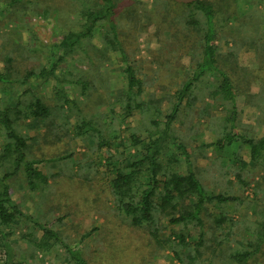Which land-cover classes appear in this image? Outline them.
<instances>
[{"label": "rangeland", "instance_id": "obj_1", "mask_svg": "<svg viewBox=\"0 0 264 264\" xmlns=\"http://www.w3.org/2000/svg\"><path fill=\"white\" fill-rule=\"evenodd\" d=\"M47 1L50 5H46L45 0H25V12L20 14L16 11L17 19L9 20L5 24L2 23L5 22L6 15L0 14V68L4 65L5 56L13 59V68L18 77L30 70L37 73L42 67H50L60 55L52 45L58 44L69 31H80L84 23L82 12L87 9L94 10L101 4V0ZM139 1L148 10L154 5V0ZM234 5L239 8L236 14L233 13V17L237 16V19L234 18L237 21L231 19L216 23L217 50L222 58L227 54L232 46V28L244 23L247 17L245 14L251 13L248 17L252 22L246 24V34L251 35L253 39L238 50L236 62L240 68L264 76V72L258 70L257 49L259 44H264V0H236ZM43 8L49 10L46 17L43 16ZM256 10L258 15L253 12ZM218 18L219 15L216 20ZM240 30L242 33L241 28ZM170 42L169 30L159 33L155 26H150L146 31L128 39L125 44L126 53L137 70V76L144 79V92L139 96L142 101H147L148 93H153V100L165 96L172 97V93L186 79V72L190 71L193 52L184 54L180 62H172L168 59ZM101 44L98 34H95L90 41L83 40L58 64L55 77L47 80L31 78L26 85L15 86V95L21 94L23 100L29 99L31 93H34L52 108L51 118L54 126L58 127L61 140L44 139L45 131L52 127L49 123L48 127L32 121H24L21 124L22 134L36 139L34 142H28L29 157L43 161L36 167L48 176V185L42 196L39 193H30V199L23 174L20 172L13 182L12 196L14 200L22 201L21 210L24 214L38 213L42 220L52 223L56 218L64 216L63 221L53 223L52 228L61 234L67 244L81 252L87 264H181L173 259L170 250L159 249L151 241L147 231L131 227L125 216L115 209L109 177L104 173L107 166L105 162L98 160L100 155H105L106 148L101 149L100 153L95 151L97 136L112 140L113 146L109 152L114 158L122 159L119 154L123 144L128 146L132 134L143 137L147 130L155 131L156 128L150 124L148 113L145 111L141 113L133 109L126 115L123 106L125 98L121 97V104L113 103L116 102V92L126 85L122 71L124 62L116 52H110L106 57L100 58L94 48H101ZM219 64L226 65L223 62H218ZM235 77L232 75L237 84ZM55 78L63 80L59 86L68 94L69 103L62 105L63 109L60 108L61 100L56 98L55 89L58 82ZM218 79L217 72L212 71L206 74L205 83H217ZM253 79L248 80L247 88L255 94L263 84L259 79ZM240 80L243 79L240 77ZM76 81L88 82L89 88L85 93H81L78 84L71 83ZM26 89L31 91H26L24 95ZM183 104L185 101L171 125V134L186 147L193 163V171L207 192H222L241 199L227 203L222 208L235 224L234 235L228 244L232 250L239 251L260 220L259 212L264 206V183L261 182L262 186L257 187V182L261 178L264 179V167L250 162L248 149L240 148L238 144H233L222 152L213 148L203 150L204 144L215 142L221 131H224L222 124L228 113L219 105L212 109V100L206 98L205 94L199 95V99L191 106ZM168 107V102L162 101L161 110L164 113ZM237 107L236 123L239 133L257 139L264 137V117L263 122H256L259 116L256 107L245 105L244 96L237 98ZM151 112L153 111L149 113ZM163 114L155 119L161 129L164 126ZM210 116L213 117L212 123ZM83 119L90 121L95 129L93 132H87L88 139L85 136L76 137L74 132L75 126L80 125ZM51 141L53 144H49ZM145 144V141L141 144L140 152L145 148ZM167 146L166 157L161 159L163 165L168 169L184 171L185 162L182 161L180 151L170 140ZM169 151L179 160L178 163L171 162ZM67 153L73 155V161L58 160ZM128 154L132 156L136 153L130 148ZM240 161L245 163L244 168H241ZM3 171L0 168V175ZM34 201L39 203L38 208L34 206ZM208 212L217 214L219 208L209 209ZM163 222V237L178 230L177 227L168 225L167 220L163 219ZM24 223L27 224L26 221ZM204 223L206 226L209 222ZM25 224L8 238L14 262L71 264L70 261H64L65 256L60 247L47 254L32 252ZM228 224L226 222L225 229ZM35 232L36 236H39L36 229ZM88 232L90 235L82 239ZM189 233L193 238L198 235L195 229H191ZM204 257H211L213 264H221L222 261L210 252L205 253ZM256 257L255 262L250 261L249 264H264V245Z\"/></svg>", "mask_w": 264, "mask_h": 264}, {"label": "trees", "instance_id": "obj_2", "mask_svg": "<svg viewBox=\"0 0 264 264\" xmlns=\"http://www.w3.org/2000/svg\"><path fill=\"white\" fill-rule=\"evenodd\" d=\"M24 1L0 0V14L6 15L5 22L2 24L9 20H16V11L20 14L25 12ZM45 2L46 5H50L47 0ZM235 2L236 0H197L184 4L174 0H154L152 9L148 10L139 0H101V4L94 10L87 9L82 12L84 23L80 31H69L63 35L58 44L52 45V48L57 49L60 55L50 67H42L37 73L30 70L18 77L13 68V59L5 56L4 65L0 68V168L4 170L0 175V241H2L0 264H21L14 262L8 238L15 233L16 229L23 226L25 221L26 229H28L26 234L32 252L39 251L47 254L60 247L63 249L64 261H70L71 264H87L81 252L67 244L61 234L52 228L53 223H61L64 216L56 218L52 223L42 220V216L40 217L38 213L24 214L21 210L22 201H16L12 196L13 182L20 172L23 174L30 199H32L31 194L39 193L42 196L48 185V176L36 167L43 161L29 157L28 142H34L36 139L22 134L21 124L24 121H32L40 126L48 127L49 123L52 127L45 131L44 139L61 140L58 127L54 126L55 123L51 118L52 108L41 99L42 97L31 93L29 99L23 100L21 94L15 95L14 89L15 86L26 85L31 78L47 80L55 77L58 64L68 57L83 40L90 41L95 34H98L102 43L101 48H94L100 58L106 57L110 52H116L124 62L122 71L126 85L125 88L116 92L117 94L114 95L116 102L113 103L121 104V99L125 98L123 106L126 115H129L133 109L141 113L145 111L148 113L150 124L156 128L155 131L147 130L143 137L132 134L128 146L123 144L119 154L122 159L114 158L109 152L113 146L112 140L97 136L95 151L100 153L101 149L106 148L105 155H100L98 160L105 162L108 167L104 173L109 177V188L115 209L125 216L131 227L147 231L151 241L159 249L170 250L173 259L181 264L206 262L213 264L211 257H204L207 252L221 258V264L255 262L256 256L264 245V206L260 209V220L256 224V229L249 234V239L245 238L241 250H232L228 243L234 235L235 224L226 212L222 211V208L227 203L238 202L241 199L222 192L217 194L207 192L193 171V163L189 159L186 147L171 134V125L178 117L183 101H185L183 105L191 106L199 99V95L205 94L206 98L212 100V109L219 105L228 114L222 124L224 131H221L215 142L204 144L203 150L213 148L222 152L233 144H238L240 148L248 149L250 162L264 167V137L257 139L242 135L236 123L239 96H244L245 105L256 107L259 113L256 122H263L264 117V76H259L250 70L248 72L240 68L236 62L238 50L253 39L251 35L246 34L248 26L246 24L252 22L248 17L251 13L245 14L247 17L244 23L232 28V46L223 58L215 45L218 35L216 23H224L231 19L237 21V16L233 17V13L236 14L239 11V8L234 5ZM253 12L258 15L257 10ZM48 13V8H43V16L46 17ZM217 15L219 18L216 20ZM150 26H155L159 33L164 30L170 31L171 42L168 50L170 61L180 62L183 55L189 51L193 54L190 60V71L186 72V79L172 93V97L165 96L153 100V93H148L147 101H142L139 96L144 92V79L137 76V70L126 53L125 44L128 39L146 31ZM257 49L259 51L258 70L264 72V44H259ZM218 62L226 65H218ZM212 71L218 74L217 83H205L206 74ZM232 75L234 77L237 75L235 77L237 84ZM55 79L58 82L55 89L56 98L61 100L60 108L63 109L62 105L69 103L68 94L59 86L63 80ZM249 79H259L263 84V87L255 94L247 88ZM71 83L78 84L82 94L89 88L88 82ZM26 91L31 90H24V95ZM164 100L169 104L166 113L161 110V103ZM150 111L153 112L149 113ZM162 114L164 126L161 129L158 128L159 122L155 119ZM212 119L213 117L210 116L211 123ZM74 129L76 137L85 136L87 139L89 138L86 136L87 132L95 131L91 122L85 119ZM169 140L183 157L184 171L168 169L161 162L162 157H166L168 152ZM144 141L145 148L140 152L139 148ZM130 148L135 151V155L128 154ZM169 153L171 162L178 163L179 160L174 158L170 151ZM72 157L71 153H67L58 160L73 161ZM240 162L241 168H244L245 163ZM261 182L264 183L263 178L257 182V187L262 186ZM34 206L38 208L39 203L35 202ZM213 208H219V212L210 214L208 210ZM163 219L167 220L168 225L177 227L178 230L163 237L161 234L165 230ZM205 221L209 222L206 226ZM226 222L229 223L227 229H225ZM35 229L39 236H36ZM191 229H195L198 233L196 238L190 235ZM89 235V232L84 234L82 239Z\"/></svg>", "mask_w": 264, "mask_h": 264}, {"label": "water", "instance_id": "obj_3", "mask_svg": "<svg viewBox=\"0 0 264 264\" xmlns=\"http://www.w3.org/2000/svg\"><path fill=\"white\" fill-rule=\"evenodd\" d=\"M174 1L179 2V3L189 4V3L195 2L197 0H174Z\"/></svg>", "mask_w": 264, "mask_h": 264}]
</instances>
